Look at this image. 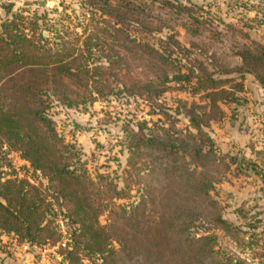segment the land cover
<instances>
[{
	"label": "trees",
	"instance_id": "trees-1",
	"mask_svg": "<svg viewBox=\"0 0 264 264\" xmlns=\"http://www.w3.org/2000/svg\"><path fill=\"white\" fill-rule=\"evenodd\" d=\"M82 2L84 17L74 23L79 31L43 22L35 34V19L0 22V157L3 145L18 150L46 178L41 186L0 173V229L30 243H53L60 237L57 210L67 221L66 264H242L217 249L204 225L229 229L210 190L233 159L203 129L209 113L196 112L200 105L190 103L184 128L141 119L125 130L124 171L140 184L138 198L126 203L116 199L128 197L132 184L118 185L108 173L90 175L78 147L58 132L49 113L54 99L71 106L105 95L111 68L117 92L150 108H161L159 95L171 83L201 91L216 106L228 92L226 78L208 66L227 68L213 54L205 60L207 49L195 38L202 29H211L208 40L223 31L182 0ZM176 25L187 45L176 37ZM229 28L232 52L240 57L233 71L251 72L264 86V47L241 44ZM133 66L139 67L135 74Z\"/></svg>",
	"mask_w": 264,
	"mask_h": 264
},
{
	"label": "rangeland",
	"instance_id": "rangeland-1",
	"mask_svg": "<svg viewBox=\"0 0 264 264\" xmlns=\"http://www.w3.org/2000/svg\"><path fill=\"white\" fill-rule=\"evenodd\" d=\"M82 1L43 0V4H39L38 0H0V22L14 17L15 20L21 18L26 24L35 19L40 24L34 29L35 34L43 28V22H53L68 32L71 29L79 31L80 26H74V23L78 16L84 17ZM182 1L193 3L199 13L211 18L217 29L223 31L221 38L212 36L213 39L208 40L211 29H202L195 38L198 45L207 49L201 54L205 60L207 55L213 54L221 68H227V72H218L213 70L215 65L208 66L215 77L226 78L222 86L228 92L217 99L216 106L209 105L201 91L192 92L171 83L159 95L161 108H150L143 101L117 92V77L111 68L105 74V95L71 106L54 99L49 113L58 132L78 147L90 175L108 173L116 175L118 185H122L123 180L132 184L128 197L116 199V202L126 203L138 198L140 184L133 181L134 176L127 177L124 171L127 156L123 143L125 130L134 127L141 119L147 124L157 122L171 129H181L187 125L190 103L200 105L195 107L196 112L206 110L209 113L203 129L212 136L216 148L233 159L228 161L227 168L210 190L217 202L218 213L229 222V229L224 231L209 222H205V228L214 234L219 251L242 264H264V86L251 72L240 74L233 71V67L240 63V57L232 52V30L229 28L235 27L241 44L252 46L257 42L264 47V0ZM174 30L179 41L187 45L183 27L176 25ZM166 32L164 28L161 34ZM42 34L51 36L45 29ZM137 71L139 67L133 66L132 74ZM2 148L0 173L3 177L24 178L41 186L46 183V178L34 170L18 150L8 149L6 145ZM239 158H242V170L236 167ZM56 212L54 221L60 237L53 243H30L12 231L0 229V264H66L61 248L65 247L68 235L67 221L59 211ZM99 219L103 222L104 215Z\"/></svg>",
	"mask_w": 264,
	"mask_h": 264
},
{
	"label": "water",
	"instance_id": "water-1",
	"mask_svg": "<svg viewBox=\"0 0 264 264\" xmlns=\"http://www.w3.org/2000/svg\"><path fill=\"white\" fill-rule=\"evenodd\" d=\"M39 4H43V0H38Z\"/></svg>",
	"mask_w": 264,
	"mask_h": 264
}]
</instances>
